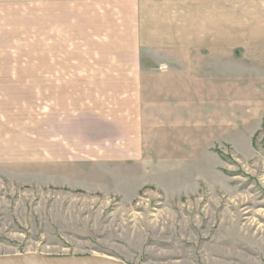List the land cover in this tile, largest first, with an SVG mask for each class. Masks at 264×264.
Returning <instances> with one entry per match:
<instances>
[{"label":"rangeland","instance_id":"1","mask_svg":"<svg viewBox=\"0 0 264 264\" xmlns=\"http://www.w3.org/2000/svg\"><path fill=\"white\" fill-rule=\"evenodd\" d=\"M18 2L25 8L30 0ZM252 2L232 0L230 29L202 23L206 34L216 39L225 35L226 46L207 47L203 33L193 46L198 54L209 52L217 60L232 58L247 66L233 63L227 72L212 71L213 78L219 73L228 77L216 81L214 90H205L199 104L195 94L192 103L185 93L181 114L186 121L176 128L155 129L142 145V158L120 165L80 159L86 144L72 136V143L57 140L55 160L44 159L47 138L39 141L36 136L38 127L43 129L37 122L42 123L44 113L36 111L48 108L45 97L29 90L0 96V126L21 128L23 139L20 159L0 162V256L264 264V70L254 67H264V6L249 9ZM22 7L17 9L21 22L9 16L4 24L23 23L19 32L24 34L16 41H23L22 54L48 57L52 35L34 43L31 8ZM71 18L56 16L55 22L76 34ZM177 31L179 43L197 39ZM0 50L4 56L17 55L14 47ZM61 50L56 49L57 57ZM26 67L31 64L22 69ZM78 89L72 87L71 103L78 105L91 89L96 102V87L89 86L83 95Z\"/></svg>","mask_w":264,"mask_h":264},{"label":"crops","instance_id":"2","mask_svg":"<svg viewBox=\"0 0 264 264\" xmlns=\"http://www.w3.org/2000/svg\"><path fill=\"white\" fill-rule=\"evenodd\" d=\"M11 1L0 0V46L14 47L17 55L4 56L0 50V96L21 95L29 90L45 97L48 108L36 111L44 113L42 123L37 122L43 129L38 127L36 136L39 141L47 138L43 158L49 161L56 159L57 140L66 144L68 138L72 143V136L86 144L80 159L120 165L142 158V145L154 136L155 129L176 128L186 121L181 114L186 105L185 93L192 103L195 94L199 104L205 90H214L216 81L228 77L219 73L213 78L212 71L227 72L233 63L240 68L247 66L232 58L217 60L209 52L198 54L193 50L201 33L208 41L207 47L226 46L225 35L216 39L206 34L202 23L216 22L232 28V0H30L25 8L19 0L14 5ZM254 1L247 4L249 9L264 6V0ZM21 7L31 8L34 43L45 34L52 35L47 42L48 57L29 59L22 54L23 41H16L24 34L19 32L23 23L12 27L4 24L9 16L21 22L17 11ZM61 15L72 17L78 33L56 25V16ZM177 30L197 39L179 43L175 41ZM60 47L57 57L56 49ZM25 64H31L27 71L22 69ZM259 66H254L255 71L258 68L262 72L264 67ZM74 85L81 95L89 86L96 87V102L91 89L87 96L80 97L78 105L71 103L68 96ZM78 111L84 115L73 114ZM14 126H0L2 164L17 162L21 157L22 130Z\"/></svg>","mask_w":264,"mask_h":264},{"label":"water","instance_id":"3","mask_svg":"<svg viewBox=\"0 0 264 264\" xmlns=\"http://www.w3.org/2000/svg\"><path fill=\"white\" fill-rule=\"evenodd\" d=\"M0 264H124L118 260L98 257H28L21 255L0 256Z\"/></svg>","mask_w":264,"mask_h":264}]
</instances>
